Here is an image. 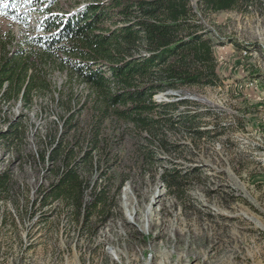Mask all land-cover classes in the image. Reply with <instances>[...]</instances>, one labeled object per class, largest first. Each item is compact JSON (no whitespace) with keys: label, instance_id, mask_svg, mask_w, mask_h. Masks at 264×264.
<instances>
[{"label":"rangeland","instance_id":"1","mask_svg":"<svg viewBox=\"0 0 264 264\" xmlns=\"http://www.w3.org/2000/svg\"><path fill=\"white\" fill-rule=\"evenodd\" d=\"M84 2L15 0L25 23L0 0V23L24 42L41 33L47 10ZM191 4L215 38L222 83L154 99L190 101L180 109L197 112L209 135L164 126L161 147L129 123L99 119L91 90L51 60L37 62L46 86L27 102L0 91V264H264V0L217 13ZM59 143L72 162L86 160L76 164L85 201L101 197L81 216L46 199L62 166L63 152L51 158ZM173 169L184 172L178 189L162 179Z\"/></svg>","mask_w":264,"mask_h":264},{"label":"trees","instance_id":"2","mask_svg":"<svg viewBox=\"0 0 264 264\" xmlns=\"http://www.w3.org/2000/svg\"><path fill=\"white\" fill-rule=\"evenodd\" d=\"M8 14L20 21L15 0ZM253 0H198L206 11L222 12L248 5ZM58 0H31L32 5L57 4ZM12 7V8H11ZM39 20L40 32L26 41L0 23V91L2 97L21 98L46 86L37 62L51 60L82 81L100 105L99 119H116L131 124L149 142L166 146L167 130L182 125L195 137L211 131L201 130L197 112L181 110L190 101H156L154 96L183 86H213L222 81L215 55V38L197 18L191 0H85L71 11L51 13ZM27 23V21L25 22ZM24 40V39H23ZM28 46V48L26 47ZM222 83V82H221ZM158 114V116H156ZM17 136L18 127L11 129ZM95 138V137H94ZM97 150L98 137L93 139ZM144 151L153 159V151ZM71 149L59 143L54 159L63 152L61 169L46 199L58 200L74 215L97 208L101 197L85 201L86 182ZM142 151V150H141ZM148 155V156H147ZM93 160H91L92 162ZM184 172L165 170L162 179L169 188L182 186ZM100 197V198H99Z\"/></svg>","mask_w":264,"mask_h":264}]
</instances>
